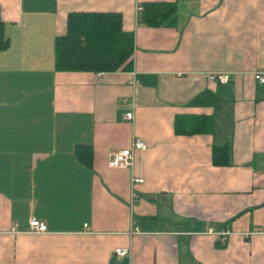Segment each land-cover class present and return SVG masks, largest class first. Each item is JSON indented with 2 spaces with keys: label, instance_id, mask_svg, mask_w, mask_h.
<instances>
[{
  "label": "crops",
  "instance_id": "crops-1",
  "mask_svg": "<svg viewBox=\"0 0 264 264\" xmlns=\"http://www.w3.org/2000/svg\"><path fill=\"white\" fill-rule=\"evenodd\" d=\"M147 2L175 10L149 26ZM73 12L119 13L132 68L57 69ZM0 17V264H264V0H0Z\"/></svg>",
  "mask_w": 264,
  "mask_h": 264
},
{
  "label": "trees",
  "instance_id": "trees-1",
  "mask_svg": "<svg viewBox=\"0 0 264 264\" xmlns=\"http://www.w3.org/2000/svg\"><path fill=\"white\" fill-rule=\"evenodd\" d=\"M175 10L164 2L144 4L140 21L149 26H159ZM0 17V49L7 46ZM134 34L122 28L117 12H73L67 18L66 33L56 39L55 65L59 70L113 72L132 68ZM211 118L200 116L189 124L176 119L175 130L179 133H195L209 129ZM88 146L78 145V156L89 162ZM214 149L213 161L227 162L226 149L220 153ZM222 158L225 160L223 161Z\"/></svg>",
  "mask_w": 264,
  "mask_h": 264
},
{
  "label": "built area",
  "instance_id": "built-area-1",
  "mask_svg": "<svg viewBox=\"0 0 264 264\" xmlns=\"http://www.w3.org/2000/svg\"><path fill=\"white\" fill-rule=\"evenodd\" d=\"M255 79L259 82L264 83V74L262 72L255 73ZM209 78L213 80H217L220 83H225L228 80L227 73H211L209 74ZM126 118L129 120L132 118V112H128L126 114ZM146 143L136 138L131 142V145L128 148H123L120 150L113 151L110 159L108 161V165L110 167H126L131 166L133 161L134 152L137 150H146ZM136 181H141L140 179H135ZM46 224L42 221H39L36 218H31L29 220V231L33 233H43L46 231ZM16 227L12 228V231H15ZM116 254L120 256H124L128 253L126 249L118 248L116 249Z\"/></svg>",
  "mask_w": 264,
  "mask_h": 264
}]
</instances>
